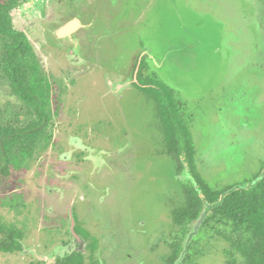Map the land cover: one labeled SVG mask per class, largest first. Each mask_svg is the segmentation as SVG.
Masks as SVG:
<instances>
[{"label": "rangeland", "instance_id": "1", "mask_svg": "<svg viewBox=\"0 0 264 264\" xmlns=\"http://www.w3.org/2000/svg\"><path fill=\"white\" fill-rule=\"evenodd\" d=\"M74 17L86 29L72 40L58 37ZM10 19L54 86L29 171L0 176V217L25 216V207L7 206L17 195L42 217L44 179L60 186L71 180L54 173L76 165L74 156L63 162L59 154H75L70 141L80 138L92 163L80 174L77 197L65 192L63 202L87 208L92 223L112 234L115 262L164 264L162 242L175 238L170 212L180 186L155 104L169 97L161 88L180 104L196 171L213 190L264 175V0H27ZM5 43L0 39V131L36 119L2 72ZM145 80L152 88L140 90ZM85 124L102 129L103 139L94 130L85 137ZM36 222L31 233H40ZM201 227L190 224L178 237L188 234L190 248L177 264H226L224 229ZM8 264L29 262L12 256Z\"/></svg>", "mask_w": 264, "mask_h": 264}, {"label": "trees", "instance_id": "2", "mask_svg": "<svg viewBox=\"0 0 264 264\" xmlns=\"http://www.w3.org/2000/svg\"><path fill=\"white\" fill-rule=\"evenodd\" d=\"M26 1L8 0L5 3L0 0V39L7 42L3 44L1 67L16 95L38 114V121L34 123L32 133L26 127L5 132L10 137L0 142V174L3 177L7 176L10 166L17 170L25 166L32 156L31 151L41 143L39 135L47 117L44 108L52 88L24 33L12 29L10 13ZM161 92L169 93L163 101L155 100L163 121L165 146L180 170L183 168L181 161H185L193 179L185 190L184 205L173 212L176 224L201 222L203 229L214 231L221 227L230 246L226 264H264V175L255 176L242 185L213 190L196 171L195 148L188 125L181 119L180 104L166 88H161ZM175 130L180 135L177 139ZM180 253L179 248L168 264H174Z\"/></svg>", "mask_w": 264, "mask_h": 264}, {"label": "flooded vegetation", "instance_id": "3", "mask_svg": "<svg viewBox=\"0 0 264 264\" xmlns=\"http://www.w3.org/2000/svg\"><path fill=\"white\" fill-rule=\"evenodd\" d=\"M69 39L72 40L71 38ZM41 70L49 81L48 76L44 73L42 68ZM145 82H148V80H145ZM145 82L144 84H138V88L140 90L152 88L149 86L151 84H146ZM49 83H51V81H49ZM51 84L53 88L54 85L53 83ZM28 108L35 112L31 107ZM44 114L47 117L44 119V126L42 127L45 128L48 124L49 118L45 111ZM37 121L38 114L36 113V119L30 121L29 125L26 126V130H28L29 133H32L34 123ZM85 126V137H88L89 135L93 136L90 132L94 130L97 132V135L94 136H101L103 139L102 129L99 127L87 128V124H85ZM10 129L12 128L6 127L0 131V142L7 140L6 137H10L9 134H5V132H7V130L10 131ZM16 129L18 128H15L14 130ZM83 132L84 128H81V132L77 135L81 137ZM74 139L77 141H73L72 139L70 142L78 151L75 154L74 152L70 153V151H66L60 153L59 157L61 161L65 162L70 157L74 156V164L76 165L70 166L71 163H69V166L71 167L69 170L66 171V168H58L59 170L54 173L55 177L65 178L62 176L66 172L71 180L64 182V185L60 186L59 183L54 181V179H44L45 187L42 189L40 199H38L43 201L44 211L42 217H33L30 209L27 207V203L21 202V195H17L15 200H11L7 203L10 210L20 208V206L22 208L25 207L26 214H24V217H9V219L0 217V264H8V260L12 256H15L19 261L25 260L29 262V264H120L114 261V256H116V250L118 249V243L112 234L106 231L104 227L92 223L93 217H91L92 215L89 213L87 208L79 209L77 207L75 209L73 208V210L70 209L73 204H65L63 202L65 192L70 193L71 201L77 197V194L79 193L77 186L80 181V174L84 169H87L89 164L92 163L89 159V155H87V151H84L88 149L85 142H83L80 138ZM83 145L85 146L83 147ZM165 149L166 154L173 161L174 176L180 186V201H178V203L171 208L170 212L173 220V228L177 230L174 231L175 238L170 236L169 238H165L162 242V245L165 248V259L163 263L168 264L179 248L181 252L179 257L183 256L182 261L187 259L188 253L186 251H182V249L184 247L186 249L190 247H186V242L189 238L188 234L185 236L186 238H180V240L178 237H182L186 234L187 227L192 223L185 225L176 224L173 212L184 205L185 190L187 189L188 184L192 183L193 179L185 161H181L183 168L180 170L178 163L173 158V154L169 152L166 146ZM31 153L32 156L29 157L25 166L20 168L26 172L29 171V164L33 161V151H31ZM1 163L2 161L0 162V168L2 167ZM11 169L17 171V169L10 166L7 169V172ZM1 175L2 174H0V176ZM50 197L55 198L51 199ZM14 212L15 214L20 213V211L17 210ZM36 221L38 223L40 222V233H31L34 231ZM177 233L179 234L177 235ZM180 241L182 242L181 244L179 243ZM107 249L112 250L107 251ZM102 255L104 257H101ZM178 259L174 262V264H177V261H179Z\"/></svg>", "mask_w": 264, "mask_h": 264}, {"label": "water", "instance_id": "4", "mask_svg": "<svg viewBox=\"0 0 264 264\" xmlns=\"http://www.w3.org/2000/svg\"><path fill=\"white\" fill-rule=\"evenodd\" d=\"M81 26H83V25L80 23L79 19L74 17V19H72V20L69 19V21L66 24H64L61 28H58V30L56 31V35L58 37L62 38L63 34H65V33L67 34V33H70L72 31H75V29H77L78 27L80 28ZM259 179H261V177ZM199 223L201 224V222H199ZM188 237H190V236H188ZM188 240H189V238H188Z\"/></svg>", "mask_w": 264, "mask_h": 264}, {"label": "crops", "instance_id": "5", "mask_svg": "<svg viewBox=\"0 0 264 264\" xmlns=\"http://www.w3.org/2000/svg\"><path fill=\"white\" fill-rule=\"evenodd\" d=\"M79 1V0H78ZM77 18V17H76ZM78 19V18H77ZM69 20L63 22L58 28H61L64 24H66ZM80 21V20H79ZM81 23V22H80ZM80 25V24H79ZM86 29L85 26H81L80 28L78 27L77 29H75V31H72L70 33H65L63 34V38H72L73 36H75L78 32H80L81 30Z\"/></svg>", "mask_w": 264, "mask_h": 264}]
</instances>
